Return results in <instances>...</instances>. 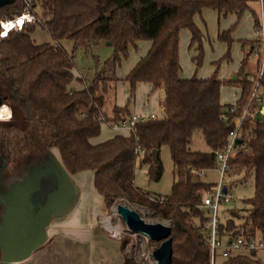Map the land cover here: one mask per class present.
Returning a JSON list of instances; mask_svg holds the SVG:
<instances>
[{
	"label": "trees",
	"instance_id": "16d2710c",
	"mask_svg": "<svg viewBox=\"0 0 264 264\" xmlns=\"http://www.w3.org/2000/svg\"><path fill=\"white\" fill-rule=\"evenodd\" d=\"M16 1L0 7V21L13 18L9 12ZM257 1L31 0L35 21L0 34V98L11 109V119L0 121V160L5 161L13 151H27L46 160L48 149L54 147L70 173L93 172V186L104 208L122 197L168 220L171 264H209L210 251L203 230L206 212L199 205L212 183L190 174L188 168L215 166V152L226 142L232 115L227 111L230 104L219 101L222 82L215 74L206 78L179 77L178 33L181 28L189 30V45H195L197 51L193 60L199 65L202 33L193 15L210 8L218 15L234 13L239 18L250 10L255 28L260 14L250 4ZM36 25L45 29L53 42L36 43L31 36ZM230 31L219 33L218 39L230 43ZM64 39L73 42V49L98 42L112 48L88 83L73 71V53L62 46ZM141 39L151 44L122 78L128 85L127 102L137 83H147L151 89L162 91V115L137 122L126 135L117 133L93 143L102 122L129 114L127 103L123 107L114 105L110 116L103 106L110 84L118 80L115 69L121 58L127 55L130 45ZM240 43L242 49L248 48L232 81L240 86L236 103L242 105L253 85L246 64L258 47V38ZM78 83L82 87H75ZM195 132H199L207 150L191 148ZM241 139L226 173L242 171V177L251 173L253 195L244 200L243 209H229V217L220 219L219 237L223 241L238 236L245 241H264V121L243 123ZM164 145L172 162L173 181L168 194L152 195L134 185L136 161L147 165L150 179L158 180L162 164L159 155L153 162L149 153L152 149L159 152ZM137 148L143 149L140 157ZM124 245L121 241L124 264H132ZM254 254L233 253L223 257L221 264H264Z\"/></svg>",
	"mask_w": 264,
	"mask_h": 264
},
{
	"label": "rangeland",
	"instance_id": "374dc122",
	"mask_svg": "<svg viewBox=\"0 0 264 264\" xmlns=\"http://www.w3.org/2000/svg\"><path fill=\"white\" fill-rule=\"evenodd\" d=\"M259 1L251 2L250 4L251 8L254 11H257L258 14H260L261 11V5ZM22 5L23 0H17L14 6L10 9L9 14L12 16L17 14ZM262 9L264 11V4H262ZM195 21L198 23V27L201 29L203 34L201 41V61L199 65H197L193 60V56L196 55L197 51L194 53V51L189 47V41L187 37L188 29L181 28L178 42V60L180 64L178 75L187 78H205L211 74H215L216 78L220 79L222 82V102L224 104H231V101L238 95V91L240 90L239 84L232 81V76H234V73H236L239 69L243 55L248 48L246 46L242 49L240 41L249 39L253 33L252 13L250 10H247L238 18L234 13H228L222 16L218 15L215 11H213V9L203 8L199 13L195 14ZM227 29H231L229 35L232 40L230 43L221 41L217 37L219 33ZM182 32H184V35H182ZM31 36L36 43L53 42L47 31L39 25L35 26ZM148 41L149 40L141 39L139 41L140 44L138 43L136 46L131 45L128 49L127 55L121 58L119 65L115 69V76L120 77V79L118 78L117 81L110 84L111 87L105 94V102L103 106L104 109L108 110L109 105L114 99V94H117V96L120 98H122V95L128 96V85L122 80V78L127 74L131 60H133V58L136 56L141 55L144 47L143 44H145L144 42ZM61 44L67 51L73 53L74 66L72 69L75 73L81 74L85 78L86 83H88L92 78L96 67L101 66L102 61L109 57L112 52V48L104 42L90 44L86 48L78 45L74 49L73 42L71 40H61ZM95 59H98L97 63ZM259 64L260 57H256L253 54L248 56L246 70L250 72L249 77L251 76L255 78L257 76ZM261 79L264 81V74ZM75 87L79 88L82 86H80L78 83L75 85ZM137 88L134 90L133 96L135 97L136 94L138 101L139 99L143 100L146 98V88L144 85L140 84ZM154 92L156 93L151 95L153 100L152 102L150 101L151 103L149 105L150 107L156 109L155 114L159 117L162 115L161 107L158 104L162 97V91L156 89ZM133 96L129 98L128 108L130 110L134 102ZM257 96L259 97L258 103L261 102L264 105L263 85H259L257 89ZM1 105L7 106V112L10 110L11 116L10 107L7 104ZM6 114L7 115L3 117V115H5V111H3V115H0V117L3 118H0V121H7L11 119L10 117L6 119L8 117V113ZM256 120L264 121V114L260 112L257 115ZM109 130L110 128L105 123H102L100 133L98 136L93 137L94 140H99L102 137H105L104 135L108 133ZM190 146L192 149H206V145L204 144L199 132H195L193 134ZM51 150H53V153H55L56 149L54 147L50 148L49 155L52 156ZM158 155L162 164V174L160 178L158 180L150 179V177L147 175V165H139L137 159L133 181L136 187L144 191H148L152 195H166L170 192L171 183L173 181L172 162L167 146H161ZM1 162L3 161L0 160V164ZM4 163V175L3 180L1 181H16V179L19 180V178H23L20 182H22L24 185L30 184L31 177L40 172L42 168H47V163H43L41 161L37 162V156L27 151H13L11 156L7 158ZM1 170L2 168H0V172ZM243 175L244 173L241 171L235 175H228V173H226L224 176L225 184L230 188L233 197L229 202L220 205L218 209V215L221 220L229 217V209H243L246 206L244 200L253 195L254 188L252 174L249 173L248 175L242 177ZM88 176L89 171H86V173H84V180L87 183L89 182ZM201 180L212 184L217 182V171L214 168L207 169ZM87 194L89 196L88 188ZM94 198L96 197L94 196ZM123 202L128 204L130 208L136 210L145 221H158L166 225H169V221L155 215L150 208L132 203L122 197L116 198L107 208H104L103 206V211L100 214L101 218H106L109 221L111 227L115 228L117 232L115 236L119 238L120 242L124 241V253L132 264H155V261L151 256V252L159 245V243L150 241L145 236L131 232L126 228L120 215L115 209L117 204ZM24 213L25 215H29L30 211L25 209ZM197 222V219H195L196 224ZM254 255L264 262V249L256 250ZM222 260L223 257L218 252H216L214 264H221Z\"/></svg>",
	"mask_w": 264,
	"mask_h": 264
},
{
	"label": "crops",
	"instance_id": "0c3cea01",
	"mask_svg": "<svg viewBox=\"0 0 264 264\" xmlns=\"http://www.w3.org/2000/svg\"><path fill=\"white\" fill-rule=\"evenodd\" d=\"M262 4H264V2H262ZM193 21L195 24L197 23L195 21V14L193 15ZM196 26H199L198 23ZM180 30L178 33V42ZM199 30L201 31L200 28ZM182 35H184V32H182ZM187 37L188 41L190 42L189 30ZM253 38H255L254 27L252 36L249 39ZM139 41L140 40H136L134 45L136 46V44H140ZM144 43L143 52L141 55L136 56L133 58V60H131L128 71L133 67L136 61L147 52L148 48L150 47V41ZM194 46L195 45H189L190 49L196 53ZM179 77L187 78L180 75ZM117 78L120 79V77ZM262 83H264V81H262ZM140 84L144 85L146 88V98L143 100L139 99L138 101L137 95L135 94V97L133 96V106L130 110L128 108L129 101L127 102L128 96L122 95V98H120L117 96V94H114V99L109 105L108 110L103 108L107 113V116H110L111 108L114 105L123 107L126 105V103L129 114H136L139 116H147L152 114L156 116V109L150 107L149 105L153 100L151 95L156 93L154 92L156 89H151L149 84L143 82L137 83L135 89L139 87ZM238 92L240 93V90ZM239 93L231 101L232 103L236 102ZM219 101L221 104H224L221 100V86L219 89ZM259 104L262 111V107L264 105L261 102ZM117 133L126 135L129 132L115 131L110 129L109 132L104 135L105 137H102L99 140H94L93 138L91 142L97 143L103 141ZM202 150H207V147L206 149ZM51 154L58 166L59 171L66 180V184L62 188V193L59 194V202L57 205H52L48 210V215L44 218L45 221L42 222L39 227V232H37V239L35 243L21 255L11 259L8 264H124V256L120 248V240L115 236V234H117L115 228L113 227L109 229V226L106 223L103 225L100 221V214L103 211V200L93 186V172L90 170H84L78 173H70L63 165L58 151L56 150V152L53 153V150H51ZM3 169L4 167L0 172V203L2 204V208L0 210V227H3L4 229L7 228L11 233L10 241L7 243H10L9 245H11V241H14V233L12 232L15 231L13 230L20 232L23 229L24 224L22 223L19 225L15 222L16 226H13V206L19 207L21 204L20 202H17L20 205L16 204L15 200L8 201V197L10 198L12 192L15 190V187H18V182L23 178H19V180L16 179V181H1L3 180L4 175ZM86 171H89L88 183L84 180V173H86ZM45 186L44 179H40L35 186H32L33 189L31 191V188L29 189L27 186L25 188L27 197L29 198L31 195L35 196V198H41L43 196V191H47ZM87 188L89 190V196L87 194ZM20 191L23 192V187L20 189ZM48 191H50V189ZM94 196L96 198H94ZM104 221L107 222V219ZM27 227H29V225ZM105 227L109 229L110 232H108ZM28 229L29 228H26L25 230Z\"/></svg>",
	"mask_w": 264,
	"mask_h": 264
},
{
	"label": "built area",
	"instance_id": "2783aa9c",
	"mask_svg": "<svg viewBox=\"0 0 264 264\" xmlns=\"http://www.w3.org/2000/svg\"><path fill=\"white\" fill-rule=\"evenodd\" d=\"M261 5L260 11V22L259 25L254 28L255 37L258 38V47L252 53L256 57H260V64L257 76L255 78L249 77V80L252 81V89L250 94L246 100V102L242 105L237 104L236 102L231 103L227 111L232 116L230 121L232 123V128L229 130L226 138V142L223 146L216 150V164L213 167L218 174V181L213 183L210 188L205 191L201 197L200 207L206 212V221L203 224L204 235L206 239V243L209 247L210 251V262L209 264H214V258L216 252H218L222 257H226L233 253L243 252V251H251L254 252L256 250L264 249V241L257 239H250L245 241L242 237H234L229 240H221L219 237L218 227L220 224V218L218 215V209L221 204H225L229 202L233 195L230 191V188L225 184L224 176L228 170V161L230 157L233 155L236 146V140L241 138V130L242 124L245 122H254L257 115L261 112L260 104L258 103L259 97L257 96V89L259 85H264L262 83L261 77L264 74V11L262 9V0L259 1ZM32 2L31 0H23V5L17 14H14L12 19L8 20V22L14 21V19L18 16L23 18V23L26 22H34L35 16L31 11ZM1 32L4 29L2 21H0ZM20 29V25L13 24L10 29ZM10 117V110L8 112V119ZM154 115L147 116H139L136 114H129L126 117L104 121L110 129L115 131H128L131 132L135 124L141 120L152 118ZM103 120V117H100ZM136 155L140 157L143 154L142 148L136 149ZM210 168V169H213ZM207 168H195L189 167L188 172L194 175L197 178H202L205 175V171ZM161 197L159 198V200ZM106 218H101L100 221L103 225L105 223L111 229L109 221L105 222ZM106 228V227H105ZM107 229V228H106ZM107 229L108 231H110ZM112 233V232H111ZM114 234V233H113Z\"/></svg>",
	"mask_w": 264,
	"mask_h": 264
},
{
	"label": "water",
	"instance_id": "95a60500",
	"mask_svg": "<svg viewBox=\"0 0 264 264\" xmlns=\"http://www.w3.org/2000/svg\"><path fill=\"white\" fill-rule=\"evenodd\" d=\"M13 1L14 0H0V7L12 3ZM234 77L235 76H232V79H234ZM1 104L0 98V105ZM261 112L264 113V106L262 107ZM241 142V138L236 140L237 144ZM49 150L50 148L48 149L46 160L37 158V162L41 161L43 163H47V168H42L40 172H38L35 176H32L30 184L24 185L22 182L17 181L19 183L18 187L16 186L15 190L13 192L11 191L12 194L10 198L8 197V201L15 200L16 204H18L17 202H20L21 204H18L20 205L19 207L13 206V226H16L15 222L19 225L23 223L24 226L20 232L13 230L15 231L12 232L14 233V241H11V245H9L10 243L7 244L10 241L11 233L7 228L4 229L3 227H0V264H8L11 259L21 255L35 243L37 239V232H39V227L42 222L45 221L44 218L47 217L48 210L52 205H57L59 202V194L62 193V188L66 184V180L59 171L53 157L49 155ZM149 154L153 162H155L158 155V150L152 149ZM4 165V161L1 162L0 168H3ZM38 179H44L47 191H43V196L41 198H35V196L31 195L28 198L25 188L28 186L29 189L31 188V191L33 189L32 186H35L37 182H39ZM22 187L23 192L20 191ZM49 189L50 191H48ZM0 206L1 210V203ZM25 209L30 211L29 215H25ZM116 212L120 215L124 225L128 230L141 234L148 240L159 242V245L151 252V256L154 259L155 264H171L172 247L171 238L169 236V225L158 221H145L136 210L122 203L116 205ZM28 225L29 227H27ZM26 228L29 229L25 230Z\"/></svg>",
	"mask_w": 264,
	"mask_h": 264
},
{
	"label": "bare ground",
	"instance_id": "6f19581e",
	"mask_svg": "<svg viewBox=\"0 0 264 264\" xmlns=\"http://www.w3.org/2000/svg\"><path fill=\"white\" fill-rule=\"evenodd\" d=\"M18 21H23V18H21V17H16L15 19H14V21H11V22H8V20H5V21H2V23H3V26L4 25H7V24H11V25H13V24H16V25H20V26H22V23H18ZM10 29V28H9ZM9 29H6L5 27H4V29H3V32H2V34L4 35ZM5 106V107H4ZM2 107V108H1ZM3 111H5V115H3ZM9 112V111H8ZM7 112V106L6 105H1L0 106V115H3V117L4 116H6L7 114L6 113H8ZM3 117H0V118H3ZM125 205H127L128 206V204H126L125 202H123ZM122 203V204H123ZM129 207V206H128ZM116 209V208H115Z\"/></svg>",
	"mask_w": 264,
	"mask_h": 264
},
{
	"label": "snow or ice",
	"instance_id": "6c2138e0",
	"mask_svg": "<svg viewBox=\"0 0 264 264\" xmlns=\"http://www.w3.org/2000/svg\"><path fill=\"white\" fill-rule=\"evenodd\" d=\"M18 23H23V21H18ZM4 27H5L6 29H9V28L12 27V25H11V24H7V25H4Z\"/></svg>",
	"mask_w": 264,
	"mask_h": 264
}]
</instances>
